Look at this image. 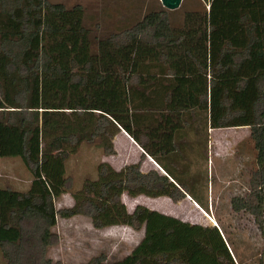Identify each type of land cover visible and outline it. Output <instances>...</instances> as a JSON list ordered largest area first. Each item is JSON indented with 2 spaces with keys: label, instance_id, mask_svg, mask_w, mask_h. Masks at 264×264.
I'll return each mask as SVG.
<instances>
[{
  "label": "trees",
  "instance_id": "obj_1",
  "mask_svg": "<svg viewBox=\"0 0 264 264\" xmlns=\"http://www.w3.org/2000/svg\"><path fill=\"white\" fill-rule=\"evenodd\" d=\"M198 1L202 9L186 11L180 26L160 9L99 38L81 5L0 0V158H20L33 177L26 192L0 188L5 264H63L48 257L58 244L53 229L59 217L76 216L96 230H144L126 257L81 264H243L219 228L142 205L129 213L122 202L123 194L174 203L191 196L188 181L161 164L176 146L154 142L173 141L190 118L212 129L248 127L258 170L235 207L264 230V0ZM120 131L166 174L143 173L142 161L120 171L102 163L73 194L74 206L57 210L67 159L83 142ZM105 151L115 153L111 143Z\"/></svg>",
  "mask_w": 264,
  "mask_h": 264
},
{
  "label": "rangeland",
  "instance_id": "obj_2",
  "mask_svg": "<svg viewBox=\"0 0 264 264\" xmlns=\"http://www.w3.org/2000/svg\"><path fill=\"white\" fill-rule=\"evenodd\" d=\"M48 1L64 4L68 8L83 6L85 26L99 38L110 31L133 25L148 13L165 9L160 0ZM202 7L203 4L198 0H187L182 8L172 11L171 20L180 26L186 11L201 10ZM201 132L204 133V130ZM191 139L198 143V138L193 133L189 135V141ZM199 139L206 140L208 147L191 148L184 160L188 165L184 177L193 188L194 191L190 193L198 205H194L191 199L174 203L169 198L146 196H140L135 201L136 205L166 213L191 224L217 227L224 238L233 244V254L239 262L264 264V230L259 229L254 217L247 211L236 210L235 207L236 201L240 205L247 200L253 175L258 170L257 151L250 138V129H214L212 133L208 131L207 136L205 133ZM126 140L124 134L116 132L112 141L102 138L93 143L83 142L66 161L68 190L56 201V209L74 206L73 194L82 189L86 180L97 179L100 164L108 163L113 169L120 171L126 164L137 163L140 158L127 145ZM108 143L113 146V155H108L105 151ZM153 167V163L149 161L143 163L144 171ZM32 180V174L20 158H0V188L23 192ZM53 231L57 234L58 244L49 249L48 257L63 264L87 263L100 255H105L109 261L122 259L135 249L144 236L143 231L136 232L129 227L96 230L91 220L85 216L71 219L59 217ZM5 263L0 251V264Z\"/></svg>",
  "mask_w": 264,
  "mask_h": 264
},
{
  "label": "crops",
  "instance_id": "obj_3",
  "mask_svg": "<svg viewBox=\"0 0 264 264\" xmlns=\"http://www.w3.org/2000/svg\"><path fill=\"white\" fill-rule=\"evenodd\" d=\"M188 122H189V125L186 128L181 129V131H178L177 134L175 135V139L173 141L168 140V139H166V140L162 139V140L154 141L157 144L156 147H161V146L167 147V146H169V148L171 149L173 147V145L176 146V148L169 153V155L166 157V159H163V158L161 159L162 160L161 164H163V166L169 168L171 172H173L175 175L181 177L182 179L185 178L184 175L187 173L186 168L188 167V165H186V162H184V160H185V157L187 159L188 152L191 150V148L194 149V147L196 148L197 146L198 147L202 146L201 148H203V149L208 147L207 143H205L206 140H200L199 137L202 138V136L205 133L207 136L208 131H211V133H212V131L214 130L211 128L210 123L206 122L205 120H198V118H195V119L190 118L188 120ZM148 124H149V122H148ZM148 124H146V125H148ZM201 130L202 131L204 130V133H202ZM120 133L125 135V137L127 139L126 140L127 145L132 150H134L136 155L140 158V160L137 163L142 161L143 173H148L151 169H157V170H160L162 173L166 174V172L163 170V168L152 157L147 155L145 153V151L140 147V145H138L128 134H126L124 131H120ZM191 133H193L198 138V143H196L195 140L193 141V139H191L189 141V135ZM207 138L204 137V139H207ZM201 144H204V145H201ZM145 161H149L150 163H153L154 167L149 169L148 171H144L143 170V163ZM130 164H136V163H130ZM126 165H128V164H126ZM126 165H124V167ZM29 183L31 185L32 181ZM187 183H189V182H187ZM30 185L23 192L28 191L30 189ZM139 197L131 198L127 194L122 195V202L127 207V210L129 213L134 212L135 208L138 206V205H136L135 201ZM186 197L187 198H185V199H191L193 201L194 205L195 204L198 205V203L196 201H194V199L191 196L187 195ZM163 198H166V197H163ZM185 199H183L181 201H184ZM165 215H167V214L165 213ZM180 220H182V219H180ZM182 221H184V220H182ZM184 222H186V221H184ZM142 231L144 232V230H142ZM142 231H139V232H142Z\"/></svg>",
  "mask_w": 264,
  "mask_h": 264
},
{
  "label": "water",
  "instance_id": "obj_4",
  "mask_svg": "<svg viewBox=\"0 0 264 264\" xmlns=\"http://www.w3.org/2000/svg\"><path fill=\"white\" fill-rule=\"evenodd\" d=\"M160 2L165 9L176 11L181 7L183 0H160Z\"/></svg>",
  "mask_w": 264,
  "mask_h": 264
}]
</instances>
